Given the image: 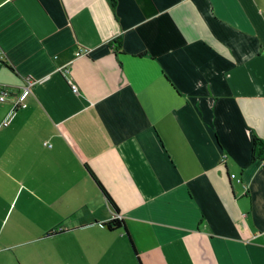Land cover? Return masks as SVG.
<instances>
[{
    "label": "crops",
    "instance_id": "0c3cea01",
    "mask_svg": "<svg viewBox=\"0 0 264 264\" xmlns=\"http://www.w3.org/2000/svg\"><path fill=\"white\" fill-rule=\"evenodd\" d=\"M0 86V264H264V0H0Z\"/></svg>",
    "mask_w": 264,
    "mask_h": 264
},
{
    "label": "built area",
    "instance_id": "2783aa9c",
    "mask_svg": "<svg viewBox=\"0 0 264 264\" xmlns=\"http://www.w3.org/2000/svg\"><path fill=\"white\" fill-rule=\"evenodd\" d=\"M89 52L90 50L88 48H81L76 51L75 55L76 56L88 55ZM64 71L67 72L66 69ZM34 83L35 81H32L31 79H29L28 85L23 87L22 91L16 97L12 98V100H10V102L12 103V113L10 114L9 118L6 119L5 123L9 122L11 115L15 112L16 109L27 106V98L31 94V91H32L31 88ZM69 83L71 85L72 90L74 92H77L78 91L77 84L71 81H69ZM12 92L13 91L7 86H0V102H7ZM224 160H225V157H224ZM237 181L241 182V179L237 178Z\"/></svg>",
    "mask_w": 264,
    "mask_h": 264
},
{
    "label": "trees",
    "instance_id": "16d2710c",
    "mask_svg": "<svg viewBox=\"0 0 264 264\" xmlns=\"http://www.w3.org/2000/svg\"><path fill=\"white\" fill-rule=\"evenodd\" d=\"M114 45H117L118 41L114 40ZM255 148L258 152L259 155L264 154V143L259 141V140H255ZM92 177L94 178V180L96 181V183L98 184L99 188L101 189V191L104 193V195L108 198L110 204L116 208V205L114 203V201L112 200L111 196L107 193L106 189L104 188V186L101 184V182L97 179V177L95 176L94 173H92L90 171ZM104 226L108 229V230H116V229H125L126 230V226L124 224V221L122 218L119 217H115L112 218L110 220L105 221ZM129 240L131 242V238L129 236Z\"/></svg>",
    "mask_w": 264,
    "mask_h": 264
}]
</instances>
